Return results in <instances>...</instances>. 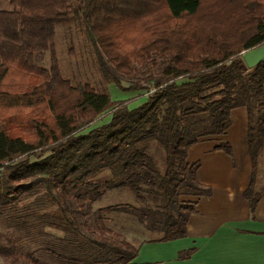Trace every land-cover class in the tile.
<instances>
[{"label": "trees", "instance_id": "obj_1", "mask_svg": "<svg viewBox=\"0 0 264 264\" xmlns=\"http://www.w3.org/2000/svg\"><path fill=\"white\" fill-rule=\"evenodd\" d=\"M11 1L13 10L0 9L6 264H132L143 244L187 237L195 202L183 199L212 195L188 151L225 134L239 108L252 163L244 196L255 212L264 62L249 68L243 53L264 44V0ZM61 26L80 34L109 83L144 92L143 102L130 107L65 79ZM217 150L233 157L227 143Z\"/></svg>", "mask_w": 264, "mask_h": 264}, {"label": "crops", "instance_id": "obj_2", "mask_svg": "<svg viewBox=\"0 0 264 264\" xmlns=\"http://www.w3.org/2000/svg\"><path fill=\"white\" fill-rule=\"evenodd\" d=\"M14 8L11 0L0 1L2 10ZM247 133V111L239 108L225 134L189 149L187 160L199 163L198 181L212 195L184 198L195 202L187 237L143 244L132 264H264V194L254 213L244 196L252 173ZM224 143L232 147L233 157L217 150Z\"/></svg>", "mask_w": 264, "mask_h": 264}, {"label": "rangeland", "instance_id": "obj_3", "mask_svg": "<svg viewBox=\"0 0 264 264\" xmlns=\"http://www.w3.org/2000/svg\"><path fill=\"white\" fill-rule=\"evenodd\" d=\"M55 50L63 77L71 83H88L97 92H106L109 94L113 101L125 100L130 107H135L143 102L145 98L144 92H125L116 84L109 83L104 78L94 61V57H91L89 51L83 46V39L80 34L73 33L71 35L66 33L62 26L59 27ZM48 63L46 61L45 66ZM124 85L127 86V83H124ZM108 116V114L103 115L93 126L106 122ZM260 165L262 169L258 172L257 190L258 188L261 189L264 185V155L261 158ZM0 264H6L1 257Z\"/></svg>", "mask_w": 264, "mask_h": 264}, {"label": "water", "instance_id": "obj_4", "mask_svg": "<svg viewBox=\"0 0 264 264\" xmlns=\"http://www.w3.org/2000/svg\"><path fill=\"white\" fill-rule=\"evenodd\" d=\"M243 59L249 68L264 62V44L244 52Z\"/></svg>", "mask_w": 264, "mask_h": 264}]
</instances>
